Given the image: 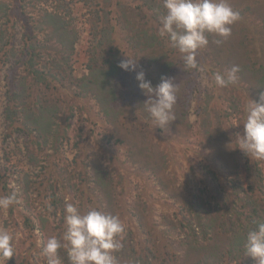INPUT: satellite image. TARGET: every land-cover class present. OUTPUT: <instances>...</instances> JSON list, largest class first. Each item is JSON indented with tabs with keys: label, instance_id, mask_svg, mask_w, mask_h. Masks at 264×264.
I'll use <instances>...</instances> for the list:
<instances>
[{
	"label": "rangeland",
	"instance_id": "rangeland-1",
	"mask_svg": "<svg viewBox=\"0 0 264 264\" xmlns=\"http://www.w3.org/2000/svg\"><path fill=\"white\" fill-rule=\"evenodd\" d=\"M65 1L70 5L66 20L77 39L73 51H45L42 63L54 67L55 60L60 66L58 90H49L24 79L19 63L24 58L27 25L48 43L47 32L36 22L43 10L54 9L57 2L0 0V169L16 198L15 206L0 209V229L13 236L15 264H47L41 242L58 236L66 200L81 213L94 208L118 216L124 225L123 239L133 234L137 258L150 264H192L197 254L192 252L190 259L184 256L185 244L191 240L188 228L171 225L185 213L183 200L192 196L210 201L211 186L225 187L247 160L264 168V161L248 158L237 148L246 106L259 98L254 84L242 82L238 73L237 82L228 87H217L212 80L213 73L230 69L228 61L239 56L257 67L264 63V0H227L240 19L219 46L214 41L220 38L207 34V47L196 53L200 71L186 68L168 37L160 36L163 3L156 13L132 0ZM90 10L98 15H90ZM99 20L100 28L114 26L113 42L94 52L98 40L92 26L99 25ZM141 28L156 32L161 51L168 53L173 64L169 78L178 89L173 107L176 119L164 129L154 127L149 113L130 110L129 92L134 106L143 96L135 72L120 69L113 82L119 94L117 105H122L116 124L106 119L83 81L93 64L114 58L119 62L134 58L136 71L143 70L147 80L149 75L157 76L158 61L152 59L157 54L140 51L131 41L136 35L133 29ZM22 89L26 92L18 107L25 103L35 111L47 101L58 107V119L46 139L25 134L22 119L13 126L6 120L10 94ZM97 170L112 184L111 200L101 197V203L96 198L99 192L93 190ZM53 192L57 203H53ZM4 196L8 195L0 191V197ZM27 218L32 220L31 229ZM43 218L48 222L44 224ZM116 264L135 262L122 252Z\"/></svg>",
	"mask_w": 264,
	"mask_h": 264
},
{
	"label": "trees",
	"instance_id": "trees-1",
	"mask_svg": "<svg viewBox=\"0 0 264 264\" xmlns=\"http://www.w3.org/2000/svg\"><path fill=\"white\" fill-rule=\"evenodd\" d=\"M55 1L57 2L55 8L43 10L36 22L42 31L47 32L48 43L45 44L44 41L39 40L37 34L27 25L24 34L27 39L24 45V58L19 63L23 66L26 73L24 79L31 78L36 85H44L49 90H58V86L55 83L59 82L58 73L60 66L55 64L57 63L55 60L53 61L54 67L43 64L42 57L45 51L51 49L56 54H61L63 50L73 51L77 39V35L71 31V25L66 20V15L70 13L69 3H66L65 0ZM132 1L141 3V8L146 7L148 11L154 10L156 13L162 8L160 4L163 3L158 0ZM84 6H87V4L84 3ZM89 13L90 15H98L96 11L90 10ZM1 15L0 11V20L3 17ZM99 23L100 20L98 21ZM100 27V24L92 26L95 41L98 40L94 52L97 49L104 50L107 45L113 42L114 26L110 27V29ZM133 31L136 34L131 39L135 44L134 47L140 51L148 50L157 54L152 59H157V65L160 70H158L157 76L149 75L148 79L152 86H156L160 83L161 77L169 78L173 65L172 61L167 52L161 51L163 46L154 30L141 28L139 30L133 29ZM1 35H4V33L1 32ZM208 36H212V34H208ZM1 37L2 39L4 38V36ZM8 41H11V37ZM10 43L8 42L7 45H10ZM212 47L210 45L209 50ZM243 55H248V53ZM239 58L241 59V65L238 63L240 59L228 62L232 66H239L240 71L238 74L241 81L254 84L259 94L258 97H260V94L264 92V63L257 67L251 62H246V58L243 56H239ZM118 64L119 60L117 58L99 64L95 63L90 67L88 76L83 78L88 92L94 96L101 107L102 113L112 124H116L122 115L120 110L122 105L120 106L119 103L117 105L119 94L113 87V82L120 72ZM203 65V67L207 68L205 63ZM21 86H24V83H21ZM25 92V89L14 90L10 94L8 106L5 109L6 120L9 125L13 126L22 119L21 124L25 134L46 139L51 135L55 121L58 119V107L49 101L40 104V106L38 105L35 111H31L25 103H23L24 106L18 107L17 103L25 96ZM129 97V106L130 110L134 111L133 113L136 114L139 110L146 114L148 113L144 105L148 97L144 93L141 100L135 104L136 106H134L131 92H129ZM58 136L59 132L55 131V141L59 140ZM148 162L151 163L150 161ZM94 177L95 185L93 190L94 193L96 191L99 192L96 198H98L100 203L101 197L111 200L112 184L107 181V177L100 170H97ZM0 191L8 196L11 195V190L8 188L6 178H4L1 169ZM210 192L212 195L210 201H198V198L194 200L192 196L183 200L182 208L185 213L171 224L174 228L175 225L181 228L185 225V229L186 227L188 228L191 240L185 244L187 248L184 251V256L190 259L192 252H195L197 258L192 261V264H255L251 257L246 256L244 244L248 230L255 228L258 221L264 222V168L256 161L247 160L231 182L225 184V187L219 184L212 185ZM52 198L53 203H57L59 200L55 192L52 193ZM13 211L14 208L12 207L10 213L12 214ZM64 214L61 218L60 232L57 236L62 243H66L62 239L65 231ZM42 221L44 224L48 222L44 218ZM25 223L28 228H33L31 219H25ZM165 233L167 232H163V234ZM128 234L127 239H122L121 241L122 248L112 253L116 260L123 252L135 264L138 261H142L141 264H150L148 259H143L141 256L140 258L136 257L133 234L131 232ZM166 246L169 247V244H166ZM59 255L63 260V264H70L66 248L62 247L59 249ZM150 255L153 254L150 252ZM8 264H15L14 257L9 259Z\"/></svg>",
	"mask_w": 264,
	"mask_h": 264
},
{
	"label": "clouds",
	"instance_id": "clouds-1",
	"mask_svg": "<svg viewBox=\"0 0 264 264\" xmlns=\"http://www.w3.org/2000/svg\"><path fill=\"white\" fill-rule=\"evenodd\" d=\"M165 14L160 17V36H167L171 47L181 54L186 68L200 71L196 53L207 47V34L219 37L220 45L231 35V25L240 19V13L232 9L227 0H162ZM118 67L135 72L138 87L148 97L144 102L154 127L164 129L176 119L173 107L177 102V85L171 78L161 77L156 86L146 79L143 70L136 71L133 59L121 60ZM239 66L233 65L223 73H213L217 87H228L238 80ZM238 147L248 158L264 161V92L259 101L250 100L246 106L243 133H237ZM16 202L15 194L0 197V209L7 210ZM62 243L56 236L42 241L41 255L47 264H63L59 249L66 248L70 264H116L112 254L122 248L124 225L118 216L97 209L86 213L70 202H65ZM13 236L0 229V264H8L14 257ZM246 256L255 264H264V222L258 221L248 230L244 244Z\"/></svg>",
	"mask_w": 264,
	"mask_h": 264
}]
</instances>
